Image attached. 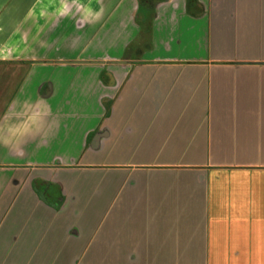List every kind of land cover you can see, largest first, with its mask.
<instances>
[{"label": "crops", "instance_id": "crops-1", "mask_svg": "<svg viewBox=\"0 0 264 264\" xmlns=\"http://www.w3.org/2000/svg\"><path fill=\"white\" fill-rule=\"evenodd\" d=\"M0 14V264H264V0Z\"/></svg>", "mask_w": 264, "mask_h": 264}, {"label": "rangeland", "instance_id": "rangeland-1", "mask_svg": "<svg viewBox=\"0 0 264 264\" xmlns=\"http://www.w3.org/2000/svg\"><path fill=\"white\" fill-rule=\"evenodd\" d=\"M13 3L14 0H0V10L2 7L12 6ZM11 31H13L12 26L0 23V44ZM22 70L23 68H21V66L14 63H0V114L12 97L15 87L19 82Z\"/></svg>", "mask_w": 264, "mask_h": 264}, {"label": "trees", "instance_id": "trees-1", "mask_svg": "<svg viewBox=\"0 0 264 264\" xmlns=\"http://www.w3.org/2000/svg\"><path fill=\"white\" fill-rule=\"evenodd\" d=\"M143 1L144 0H139V3H141V5H142ZM195 1L196 0H186V7H187V10L188 11H190V8L195 3ZM129 48L127 49V51L130 50ZM109 104H110V102H105L104 107H105L106 110L108 109Z\"/></svg>", "mask_w": 264, "mask_h": 264}, {"label": "water", "instance_id": "water-1", "mask_svg": "<svg viewBox=\"0 0 264 264\" xmlns=\"http://www.w3.org/2000/svg\"><path fill=\"white\" fill-rule=\"evenodd\" d=\"M123 61H117V63H122ZM95 63H101V62H95Z\"/></svg>", "mask_w": 264, "mask_h": 264}]
</instances>
